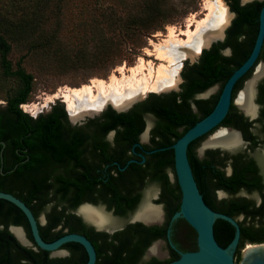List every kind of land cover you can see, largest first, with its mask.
Instances as JSON below:
<instances>
[{"label": "trees", "instance_id": "trees-1", "mask_svg": "<svg viewBox=\"0 0 264 264\" xmlns=\"http://www.w3.org/2000/svg\"><path fill=\"white\" fill-rule=\"evenodd\" d=\"M225 1L237 15L235 28L242 24L252 26L255 27L256 33L264 2H252L241 6L239 0ZM40 2L43 0H36V8L29 14L22 15L27 20L23 19L20 22V30L24 29L25 25L30 30L28 26L32 23L30 21L43 14L40 12ZM195 4L196 0H189L179 12L167 8L164 0H143L139 11L130 14L123 20L125 23L119 26L118 46L112 55L114 66L135 55L132 48L136 35L142 37L147 31L160 28L167 23L169 17L173 19L185 15L194 9ZM116 21L122 22V19L119 17ZM235 28L232 26L228 33ZM255 38L256 34L248 41L250 47L246 50L243 60L232 69L212 66L214 64L212 52H204L202 65L198 71L206 78L210 77L209 75L213 77L199 86V91L217 82H221L223 87L233 71L250 55ZM38 40V45L33 42L32 45L46 48L49 44L47 40L42 41L41 38ZM240 46L241 42H238L236 49ZM11 53V44L0 32L2 74L7 78H14L19 83L14 95L7 98L5 107L0 108V143L5 144L2 153L3 164L0 163V192L8 193L22 201L37 220L45 214L46 224L38 225L42 240L51 243L66 234L82 235L96 250L95 264H141L145 251L156 240H164L167 243L169 257L164 261L152 258L145 264H168L179 258L178 252H195L197 250L195 231L181 218L170 224L173 215L179 211L181 199L176 178L174 177V183H171L168 177V172L175 176L172 149L145 156L143 165L128 162L141 161V158L133 153L132 148L139 142V135L144 129L142 113L151 112L158 119L151 142L158 149L169 148L186 131L212 112L219 94L210 101L198 102L199 112L194 114V117L186 110L188 98L182 95L180 113L184 118L180 124L183 126L181 132H172L169 126L163 125L162 107L158 99L143 110L135 108L126 113H116L108 108L99 117L90 119L81 126L69 122L64 106L59 103L48 113L33 118L24 113L20 106L29 102L34 78L22 67V59L16 64L12 62ZM226 119L227 117L223 122ZM110 132L115 133L113 139L115 147L112 149L105 140ZM206 137L189 145L188 161L205 204L214 212L231 217V213H222L216 209L211 191L217 188L235 191L245 175L254 174L255 169L241 160L244 155L228 156L220 151H208L205 159H197L194 147ZM1 149L0 145V151ZM134 151L138 152V149L134 148ZM229 159L232 160L233 173L232 177L224 179V172L221 169ZM106 165L109 166L108 170H105ZM121 168L125 169L121 171ZM151 183H158L161 188V197L157 203L165 204L166 221L162 226L146 227L135 223L109 236L105 233H93L92 230L85 228L79 218L66 215L68 210H73L86 202L104 205L108 210H113L116 216L127 217L139 205L141 190ZM8 225L23 227L28 239L33 242L24 214L13 204L0 200V226H3L0 229V264L87 263L85 250L75 243L63 246V249H80L78 253L66 258H50L48 252L22 247L8 231ZM170 225L172 229L170 241L176 250L171 249L167 239V229ZM242 232L243 229L241 234ZM234 235L235 230L229 222L220 219L215 222L214 237L222 248L227 247ZM239 262L238 254L235 263Z\"/></svg>", "mask_w": 264, "mask_h": 264}, {"label": "rangeland", "instance_id": "rangeland-1", "mask_svg": "<svg viewBox=\"0 0 264 264\" xmlns=\"http://www.w3.org/2000/svg\"><path fill=\"white\" fill-rule=\"evenodd\" d=\"M35 1L0 0V32L11 44L10 58L14 64L22 59V67L34 78L29 102L20 106L24 113L33 118L48 113L57 103L62 104L67 112L62 99H52L55 95L68 89L89 86L92 80L108 81L112 76L119 77L117 72L120 67L128 69L136 66L139 59L150 62L153 66H169L168 62L157 59L156 46H165L167 51H170V45L165 43L170 30L178 35L186 30L189 23L202 20L206 15L205 5L209 0H196L194 9L185 15L173 19L169 17L167 23L160 28L147 31L142 37L136 35L132 48L135 55L116 66L112 55L118 46L119 26L125 23L123 20L130 14L139 11L143 0H43L40 2V12L43 14L30 21V30L26 25L20 30V22L27 20L22 15L29 14L36 8ZM188 1L164 0V4L167 8L180 12ZM221 1L226 4L225 0ZM119 17L122 22L116 21ZM38 38L49 41L46 48L32 45V42L38 45ZM180 39L186 40L183 36H180ZM18 87L19 83L14 78L5 77L0 67V108L5 107L7 98L13 96ZM149 95L150 92L145 96ZM50 99L53 102L47 105ZM86 122L87 120L84 121ZM147 124L150 126L148 119ZM199 146L200 143L197 147ZM263 150L261 147L251 154L254 158H261ZM168 175L171 183H174V178L171 179L173 173L168 172ZM157 192L156 185L147 186L138 208L124 220L113 218L108 211L107 215L117 224L124 225L146 205L154 204L151 198L156 196ZM102 207L98 206L97 209L102 210ZM42 218L43 215L40 220ZM156 246L157 252L147 253L141 264L147 263L151 258L159 261L168 259L167 245L158 242ZM238 264H242V259Z\"/></svg>", "mask_w": 264, "mask_h": 264}, {"label": "flooded vegetation", "instance_id": "flooded-vegetation-1", "mask_svg": "<svg viewBox=\"0 0 264 264\" xmlns=\"http://www.w3.org/2000/svg\"><path fill=\"white\" fill-rule=\"evenodd\" d=\"M261 2H264V1H261ZM226 5L230 12L231 19L228 23V26L224 30V35H223L222 40H219L213 43L210 48L203 50L202 53L198 57H196L195 60L186 59L178 63V66H180L179 74H178L179 82L175 89H171V90L160 92V93L150 92V95L148 97L145 96L142 99L138 100L137 103H135L127 112L135 108H137L138 110H143L144 108H146L147 105L150 106L149 104H151L153 101L158 99L162 107L161 111L163 114V120H162L163 125L169 126V129L172 132H181L183 129V126H181L180 124H181L182 119L184 118V117L182 118V115L180 113L181 108H182L180 107V105H182L183 103L182 95L188 98L187 99L188 107L186 108V110L193 117H194V114H198L199 112L198 102L210 101L214 99L218 94L220 96L221 91L225 85L224 84L222 87L221 82H217L209 86L205 90L199 91V88H200L199 86L208 82L210 80V77L211 78L213 77V75H209L210 77L206 78L198 71V68L202 65L201 61H202L203 53L206 51L212 52V57L214 60V64L212 66H224V69L226 70L232 69L234 68V66H238L237 65L238 62L243 60L246 50H248L250 47L248 41L251 40L252 36H254L255 34L257 37L258 29H259V19H258V26H256L257 27L256 33H255V27H252V26H247V25L242 24L238 28H235V26L237 25L236 23L234 25V22L236 21L237 15L236 13L231 11L228 3H226ZM232 26H234L235 29H233L232 32L228 33L229 30L232 28ZM238 42H241V46L238 49H236V44ZM247 58L244 60V62L247 60ZM242 64H240V66ZM258 70H260V75L259 77H257V79H255L254 77ZM253 79H255L252 84L253 85L252 105H253L254 112L253 114H248L238 106L237 99L239 98L240 94L244 91L247 84L250 83ZM143 103L144 105H141ZM226 117H227L226 121L222 122L217 129L223 128L227 130L226 132H232V131L233 133L238 132L240 134V139H239L240 144L239 146L235 147L236 150H234L233 153L221 152V151L220 152L222 154H227L228 156L244 155V157L241 160L246 164L252 165V167L255 169L254 174L245 175L243 181L241 182V185H239V187L235 191H231L227 188H217V189H212L211 191V195L215 202L216 209L222 213H225V212L231 213L232 214L231 217L227 215L225 216L234 220L235 223L239 227V240L233 252V258L235 261L236 256L238 254L240 256V260L242 259L243 253L248 248V245L264 247V150L262 151L261 158H254L252 156L253 154H251V153L256 152L261 147L264 148V41H263V45L261 47L259 56L257 58V61L255 62L253 67L235 84L233 91H232L231 105H230V108H229V111ZM147 119L150 122V126L147 124ZM142 120L144 124V129L142 133L139 135V142L135 144L132 148L133 153L139 156L141 158V161L137 162L135 160H130L128 164L135 162V163H139L143 165L145 162V158H144L145 156L151 155L159 151H163L165 149H169V148L158 149L156 148V145L151 142L152 136L155 133L154 129L158 125L157 117H155L151 112L147 111V112L142 113ZM78 126H81V125H78ZM146 130H148V138L146 141H141L140 137ZM216 130L212 131L211 135L206 137L203 140V142H205L209 137L215 135L217 132L223 131V130H219V131H216ZM111 134L112 136H110ZM114 136H115V133L110 132L105 137V140L109 143L110 149L115 147L113 143ZM200 145H201V142H200ZM199 147H197L196 145L194 147V154L199 160L205 159L206 152L208 151H219V150H207L202 156H200L198 152ZM134 148H137L138 152H135ZM108 167L109 166L106 165L105 170H108ZM124 169L125 168H121L120 170L123 171ZM221 170L224 172V175H223L224 179L232 177V173H233L232 160L229 159L225 167ZM168 177L170 180L169 175ZM173 177L175 176L173 175ZM152 184L157 186L158 192L156 196H153L151 198V200L152 202H154V204L159 205L161 207L163 211V216H164V222H163L164 224L166 221L165 204L163 202L157 203L161 197V188L158 183H151L149 185H152ZM145 188L142 189L140 192L141 193L140 203H141ZM155 197L156 199L154 200ZM84 204H90L96 207L103 206L106 213L108 211L112 215L113 218H119L120 220L126 219L129 215L127 217H119L115 215L113 210H108L107 207L104 205H101V204L94 205V204L86 203V202L79 205L75 209L68 210L66 212V215L79 218L82 221V223L85 225V228L89 231L92 230L93 233H105L109 236H112L117 232L123 231L128 225H130L129 222L124 223V225L122 226L123 228L121 230L114 232L113 234H109L104 231H98L94 227L92 222H90L83 215L78 213L79 208ZM42 215L45 219V223L41 224L39 222L41 226L46 224V216L45 214H42ZM10 226H14V225H8L7 229H9ZM17 227H21V226H17ZM60 227H58L57 230H59ZM2 228L3 226H0V229ZM241 229H243L244 231L242 232V234H241ZM169 231H170V236H171V233H172L171 225L167 229V235ZM64 232H67V231H64ZM158 242H164L167 245V243L164 240H156L154 243H152L147 248L144 256L147 253H151L149 251L150 247L153 244L158 243ZM229 244L227 246H229ZM62 250L66 254L64 256L55 257V258L70 257L73 253H78L80 251V249L78 248L75 250V249H70V248L63 249V247H62ZM168 257H169V253H168ZM259 258L264 261V249L260 251Z\"/></svg>", "mask_w": 264, "mask_h": 264}, {"label": "water", "instance_id": "water-1", "mask_svg": "<svg viewBox=\"0 0 264 264\" xmlns=\"http://www.w3.org/2000/svg\"><path fill=\"white\" fill-rule=\"evenodd\" d=\"M240 4L242 6L252 3V2H261L264 0H250V1H244L239 0ZM224 32L222 34L223 38ZM222 38L214 40L211 42L208 48L211 47V45L219 40H222ZM264 41V6L261 8L260 14H259V29L258 34L253 46V49L247 58V60L237 69L233 72V74L230 76V78L225 83L221 94L218 98V101L212 110V112L207 115L205 118H203L201 121L197 122L193 127H191L188 131H186L182 137H180L172 146L169 147V149H172L173 156H174V174L175 178L178 184V187L180 189L181 193V199H180V206L179 211L173 215L171 218V223L176 221L177 219H183L196 233V244H197V250L195 252H178L179 258L173 262H170L168 264H236L233 258V252L238 244L239 240V227L235 223L234 220L231 218L216 213L213 210H211L204 202L201 194L199 193V190L197 188L191 166L188 161L187 157V149L190 144L197 141L200 138H203L205 136L211 135V132L216 130L220 124L223 122L225 117L228 114L230 105H231V98H232V91L235 86V84L253 67L255 62L257 61V58L259 56L261 47L263 45ZM208 48H204L203 50H206ZM202 50V51H203ZM200 52V54L202 53ZM199 54V55H200ZM138 101V100H137ZM132 103L127 110L124 111H117L115 110L111 105H107L103 110H100L98 113L93 114L92 116H84L82 119H79L77 121H72L70 119L69 113L68 120L72 125H82L84 124L85 120L93 119L98 117L103 111L107 110L108 108L112 109L116 113H124L127 112L135 103ZM219 130H226V129H217ZM215 131V132H216ZM227 131V130H226ZM147 134L148 138V130H146L141 137L144 134ZM213 134V133H212ZM239 138L240 134L237 132ZM112 136V134L110 135ZM140 137V138H141ZM142 141V139H141ZM203 142V141H202ZM201 142V145H202ZM2 146V149L0 151V163L3 164V148L5 146L4 143H0ZM201 145L198 148L199 155L202 156L205 151L207 150H219L221 152H228L233 153L236 148L229 149V148H212V149H203L201 152ZM144 161V159H143ZM142 161V162H143ZM1 174H3L1 169ZM174 177L172 176L171 179ZM156 197L154 198V200ZM0 200L7 201L11 204H13L15 207H17L26 217L30 232L32 236V241H30L24 229L22 227L17 226H10L9 232L15 237V239L18 241V243L25 247V248H31L33 250L40 249L42 251L48 252L50 254L51 258L55 257H61L64 256L66 253L62 250V247L69 243H75L82 246L87 254V263L86 264H95L96 263V251L91 244V242L85 238L84 236L78 235V234H67L62 236L61 238L57 239L54 242L46 243L42 240L40 233H39V222L45 223L44 217L40 220H37L32 212L29 210V208L19 199L16 197L0 192ZM151 206L158 207L160 210V221L157 223H144L142 221H138L135 219V216L129 220V224H135L140 223L146 227H152V226H160L164 222V216L163 211L159 205L149 203ZM148 204V205H149ZM88 206L91 208L96 209L97 211L101 212L102 214L108 216L111 218V216L107 215L105 212V209L102 207V210H98V206H93L90 204H84L79 208L78 213H80L81 208ZM225 220L229 222L234 228H235V235L229 246L226 248H222L216 241L214 237V224L217 220ZM112 220V219H111ZM116 222V221H115ZM94 225V224H93ZM123 225H119L115 223V225H109L105 227H98L94 225V227L98 231H104L109 234H113L114 232L121 230ZM12 229H18L22 233V240L18 239L12 232ZM169 245L171 249H175V246L170 241V231L167 235ZM153 244L150 249L155 246ZM149 249V251H150ZM264 249L263 246H252L248 245V248L244 251L243 257H242V264H248V260L250 258H253V260L256 262H253V264H264V261L259 258V253Z\"/></svg>", "mask_w": 264, "mask_h": 264}, {"label": "bare ground", "instance_id": "bare-ground-1", "mask_svg": "<svg viewBox=\"0 0 264 264\" xmlns=\"http://www.w3.org/2000/svg\"><path fill=\"white\" fill-rule=\"evenodd\" d=\"M205 12L206 15L202 20L189 23L186 30L181 31L178 35L170 30L165 41L170 45V51H167L165 46H156L157 59L168 62L169 66L164 64L153 66L150 62L146 63L143 59H139L136 66L128 69L120 67L117 72L119 77L112 76L108 81L92 80L89 86L65 90L52 99H62L70 119L77 121L84 116L98 113L107 105H111L117 111H124L132 103L142 99L148 92L160 93L175 89L179 82L180 66L177 63L185 59L195 60L204 48L209 47L212 41L222 38L231 19L227 5L221 0H209L205 5ZM180 36L185 37L186 40L180 39ZM259 75L260 70L256 72L254 78L257 79ZM255 79L247 84L237 99L238 106L248 114L254 112L252 84ZM52 99L47 101V105L53 102ZM235 133L233 131L226 132V130L217 132L202 143L200 152L203 149H233L239 146L240 138ZM141 139L146 141L147 134L145 133ZM80 214L98 227L111 226L116 223L108 216L88 206L81 208ZM135 219L148 224L157 223L161 219L160 210L150 204L146 205L135 215ZM12 232L22 240L23 236L20 230L12 229ZM150 252L155 254L157 246H153ZM253 262H256L253 258L248 260V264H253Z\"/></svg>", "mask_w": 264, "mask_h": 264}]
</instances>
